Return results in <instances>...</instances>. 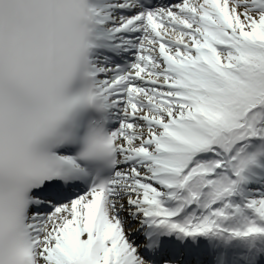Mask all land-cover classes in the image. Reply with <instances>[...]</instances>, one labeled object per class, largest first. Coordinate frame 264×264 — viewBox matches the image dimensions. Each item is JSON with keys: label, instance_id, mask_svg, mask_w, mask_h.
<instances>
[{"label": "snow or ice", "instance_id": "snow-or-ice-1", "mask_svg": "<svg viewBox=\"0 0 264 264\" xmlns=\"http://www.w3.org/2000/svg\"><path fill=\"white\" fill-rule=\"evenodd\" d=\"M0 264H264V0H0Z\"/></svg>", "mask_w": 264, "mask_h": 264}]
</instances>
